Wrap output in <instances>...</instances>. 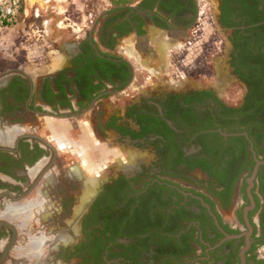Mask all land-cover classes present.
<instances>
[{"label":"flooded vegetation","instance_id":"af4514ba","mask_svg":"<svg viewBox=\"0 0 264 264\" xmlns=\"http://www.w3.org/2000/svg\"><path fill=\"white\" fill-rule=\"evenodd\" d=\"M203 2L220 39L198 0H135L0 80V264H264V0Z\"/></svg>","mask_w":264,"mask_h":264},{"label":"rangeland","instance_id":"374dc122","mask_svg":"<svg viewBox=\"0 0 264 264\" xmlns=\"http://www.w3.org/2000/svg\"><path fill=\"white\" fill-rule=\"evenodd\" d=\"M48 1L49 8L47 10L23 0L22 9L18 14L7 25L0 26V80L7 72L15 69L24 70L34 76L59 69L66 57L65 53L58 47L59 42L61 40L72 42L73 32L84 33V29H86L93 15L98 10L111 6L108 0ZM198 3L200 6L199 22L208 34L210 33L212 37L220 39V35L224 32L215 33L211 24L214 20L215 8L211 7L209 9V4L203 2V0H198ZM223 50L226 51L227 46ZM205 78V75H191V81L196 83V86H201L206 82H217L214 77H208V81L204 80ZM217 93L228 102H235L240 98L239 87L219 88ZM85 121L86 118L82 117L79 121L70 124L67 121L45 118L34 122L32 126L42 135L48 134V129L51 130V133L55 130H68L73 138H78V133L83 134L81 129L86 131L88 122ZM71 125H74L73 129ZM95 144L100 145L99 150L103 152L105 145L99 144L97 141H95ZM143 155L145 158L150 156L147 146L143 149ZM96 162L97 170L103 168L101 163L103 160Z\"/></svg>","mask_w":264,"mask_h":264},{"label":"built area","instance_id":"2783aa9c","mask_svg":"<svg viewBox=\"0 0 264 264\" xmlns=\"http://www.w3.org/2000/svg\"><path fill=\"white\" fill-rule=\"evenodd\" d=\"M23 0H0V26L7 25L20 11Z\"/></svg>","mask_w":264,"mask_h":264},{"label":"trees","instance_id":"16d2710c","mask_svg":"<svg viewBox=\"0 0 264 264\" xmlns=\"http://www.w3.org/2000/svg\"><path fill=\"white\" fill-rule=\"evenodd\" d=\"M133 1H135V0H108V2L110 3V5L112 6V7H120L121 5H124V4H129V3H132ZM22 9V7L20 8V10ZM250 121L251 120H246V121H241L240 122V127L242 128V129H247L248 130V132L250 133V134H252L251 132H252V130L254 129V126L252 125V126H250ZM254 122L255 123H259V124H262V123H264V120H261V121H257V119H254ZM228 125L229 124H226V123H222L221 125H220V128L222 129V130H226V128L228 127ZM248 126H250V128L248 129ZM201 129H203V127H198L196 130H201Z\"/></svg>","mask_w":264,"mask_h":264},{"label":"water","instance_id":"95a60500","mask_svg":"<svg viewBox=\"0 0 264 264\" xmlns=\"http://www.w3.org/2000/svg\"><path fill=\"white\" fill-rule=\"evenodd\" d=\"M27 1H28L29 4H35L38 7H40L41 9H47L48 10V8H49L48 7L49 6V1L48 0H27ZM221 133L225 134L223 132H221ZM261 163H264V160L263 161L256 160L255 166L253 168V174L252 175H254L256 173L257 167ZM240 257H241V260H243V251H241Z\"/></svg>","mask_w":264,"mask_h":264},{"label":"bare ground","instance_id":"6f19581e","mask_svg":"<svg viewBox=\"0 0 264 264\" xmlns=\"http://www.w3.org/2000/svg\"><path fill=\"white\" fill-rule=\"evenodd\" d=\"M159 39V38H158ZM165 39V38H164ZM166 41V40H165ZM164 45H165V43H164ZM164 48V47H163Z\"/></svg>","mask_w":264,"mask_h":264}]
</instances>
